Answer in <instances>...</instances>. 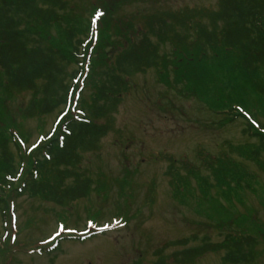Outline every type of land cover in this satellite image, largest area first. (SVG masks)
I'll return each instance as SVG.
<instances>
[{"label":"rangeland","instance_id":"374dc122","mask_svg":"<svg viewBox=\"0 0 264 264\" xmlns=\"http://www.w3.org/2000/svg\"><path fill=\"white\" fill-rule=\"evenodd\" d=\"M104 1L116 8L115 18L121 20L165 9L215 10L218 0H134L133 4L129 0H67L71 11L86 21L92 8L105 10ZM113 25L116 32L119 24ZM110 30L107 34L116 41ZM187 36L188 41L191 35ZM105 46L109 56L116 53L113 46ZM165 48L169 52L171 45ZM167 72L162 75L165 71L159 67L129 80L99 150L84 155L81 172L94 188L87 197L57 206L28 193L7 196L5 215L0 212V264H158L160 260L173 264L171 255L186 248L175 242L191 239L188 247H196L205 242L219 244L239 234L256 242L251 261L240 264H264V172L257 165L264 164V145L244 133L242 119L230 123L224 119L226 108L218 97L210 96L211 103L205 105L182 88L174 66L168 65ZM259 75L264 83V67ZM91 96L90 86H85L77 103ZM258 96L263 98L262 107L250 93L240 98L252 110V121L262 127L264 93ZM233 97H227L225 104ZM30 98L29 92L6 94L0 82V129L16 132V142L24 148L51 133L60 111L24 118ZM241 147L256 152L252 157L257 164L235 151ZM11 151H16L18 166L17 148L12 146ZM223 156L254 174L248 188L232 191L230 199L222 197L226 188L217 186L215 169L207 166V158ZM190 165L196 168L193 174L184 169ZM177 179L184 182L177 184ZM204 180L210 188L200 185ZM61 226L74 231H62ZM223 256L224 251L208 253L191 264H229Z\"/></svg>","mask_w":264,"mask_h":264},{"label":"trees","instance_id":"16d2710c","mask_svg":"<svg viewBox=\"0 0 264 264\" xmlns=\"http://www.w3.org/2000/svg\"><path fill=\"white\" fill-rule=\"evenodd\" d=\"M104 4L105 10L101 6L92 8L86 21L71 11L67 0H0L3 90L8 95L31 94L24 118L60 110L51 133L42 135L35 147H20L16 132L0 129L1 215L8 207V195L19 198L28 193L57 206L87 197L94 188L81 172L84 155L99 150L111 129L110 115L123 101L129 80L150 69L161 67L165 71L162 75H166L167 66H174L182 88L205 105L211 103L210 96L218 97L226 108L222 111L224 119L229 123L242 119L246 123L244 133L264 145V126L252 121L251 109L240 98L250 93L258 105H263L258 95L264 93V83L258 77L264 67V0H218L215 10L165 9L155 15L140 12L139 16H122L121 20H116L114 6L107 1ZM114 23L119 24L116 32ZM110 28L116 41L107 34ZM187 34L191 35L188 41ZM107 44L116 48V53L109 56ZM168 44L171 48L166 52ZM71 65L73 70L69 69ZM189 66L196 68L190 71ZM85 86H90L92 96L77 103ZM231 95L234 97L226 105ZM12 146L20 156L18 166ZM235 151L256 163L252 157L256 152L244 147ZM207 161V166L215 169L217 186L226 188L221 191L223 198L230 199L232 191L248 188V181L254 178L227 156L209 157ZM257 165L264 172V164ZM184 169L191 174L196 171L191 165ZM168 175L172 176L170 172ZM183 182L176 180L177 184ZM200 185L210 188L206 180ZM191 241L183 239L173 244L186 247L171 255L173 264H191L203 255L220 251H224V262L247 263L256 243L242 234L228 236L219 244L205 242L188 247Z\"/></svg>","mask_w":264,"mask_h":264},{"label":"snow or ice","instance_id":"6c2138e0","mask_svg":"<svg viewBox=\"0 0 264 264\" xmlns=\"http://www.w3.org/2000/svg\"><path fill=\"white\" fill-rule=\"evenodd\" d=\"M99 15H102V13H97V16H99ZM34 147H35V145H34ZM61 230H62V231H63V230L74 231V229H71V228H69V229H65L64 226H61ZM59 234H60L59 232L56 233V235H59Z\"/></svg>","mask_w":264,"mask_h":264}]
</instances>
